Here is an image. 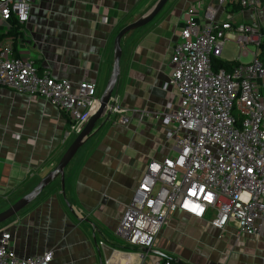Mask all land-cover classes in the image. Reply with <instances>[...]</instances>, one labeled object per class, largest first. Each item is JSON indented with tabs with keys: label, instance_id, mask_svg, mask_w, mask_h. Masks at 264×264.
<instances>
[{
	"label": "crops",
	"instance_id": "crops-1",
	"mask_svg": "<svg viewBox=\"0 0 264 264\" xmlns=\"http://www.w3.org/2000/svg\"><path fill=\"white\" fill-rule=\"evenodd\" d=\"M157 1L36 0L15 37L8 34L13 27L0 25V40L11 41L14 55L33 61L39 71L70 81L74 93L81 82L93 83L100 99L112 73L117 33ZM209 4L217 0H168L150 23L122 38L112 100L124 109L129 123L121 124L120 115H104L64 169V190L57 178L0 225V233L11 235L18 258L52 252L50 264H139L116 231L148 164L176 155L160 117L167 107L175 112L180 106V97L167 87L172 47L187 9ZM234 8L222 7L218 20L255 24V15L260 20L264 14V0L257 14ZM79 129L42 98L0 87V212L54 169ZM149 251L146 264L160 259L175 264H264L263 237L238 233L234 227L220 232L180 212L168 215Z\"/></svg>",
	"mask_w": 264,
	"mask_h": 264
},
{
	"label": "built area",
	"instance_id": "built-area-1",
	"mask_svg": "<svg viewBox=\"0 0 264 264\" xmlns=\"http://www.w3.org/2000/svg\"><path fill=\"white\" fill-rule=\"evenodd\" d=\"M36 0H0V25H25ZM257 14L263 0H217L187 9L179 40L172 47L167 87L180 97L179 109L161 113L166 140L176 155L152 160L119 221L116 236L146 264L148 251L170 213L180 212L220 232L264 238V14L255 24L218 20L228 5ZM225 42L237 45L236 60L221 59ZM252 47L253 50H250ZM251 57L240 62V57ZM216 60L237 63L229 71ZM0 87L40 97L80 127L99 107L96 86L39 71L34 62L14 55L11 41L0 40ZM111 114L129 119L113 101ZM209 216V217H208ZM102 244V243H101ZM11 235L0 233V264H50L52 252L25 259L12 250ZM150 264H175L160 259Z\"/></svg>",
	"mask_w": 264,
	"mask_h": 264
},
{
	"label": "water",
	"instance_id": "water-1",
	"mask_svg": "<svg viewBox=\"0 0 264 264\" xmlns=\"http://www.w3.org/2000/svg\"><path fill=\"white\" fill-rule=\"evenodd\" d=\"M168 2V0H158L156 5L143 17L136 20L133 23H130L123 27L116 35L114 39V63L113 69L106 86V89L99 99V107L93 113L88 121L81 127V130L77 133L76 138L69 145L63 156L61 157L58 164L54 167L52 171H50L44 178H42L38 184L26 195L21 197L18 201L8 207L6 210L0 212V225L12 219L14 216L19 214L22 210L32 204L41 193L48 188L57 178L60 179L61 188L64 190V169L68 166L71 160L76 155L77 151L82 147L87 137L92 132L95 124L106 115L109 117L111 112L108 110V106H113L111 101L115 85L119 76V62L121 58V40L122 38L130 31L139 29L144 27L148 23H150L162 10L164 5ZM153 252L156 255H162L157 251H149ZM170 260V259H169Z\"/></svg>",
	"mask_w": 264,
	"mask_h": 264
},
{
	"label": "rangeland",
	"instance_id": "rangeland-1",
	"mask_svg": "<svg viewBox=\"0 0 264 264\" xmlns=\"http://www.w3.org/2000/svg\"><path fill=\"white\" fill-rule=\"evenodd\" d=\"M249 49L253 50L252 47H249ZM237 53H238V48L236 44L232 42H225L223 46V53H222L221 59L224 61H234L236 60ZM250 60H251V57H246V58L240 57L239 58V61L243 63L248 62Z\"/></svg>",
	"mask_w": 264,
	"mask_h": 264
},
{
	"label": "trees",
	"instance_id": "trees-1",
	"mask_svg": "<svg viewBox=\"0 0 264 264\" xmlns=\"http://www.w3.org/2000/svg\"><path fill=\"white\" fill-rule=\"evenodd\" d=\"M235 7L237 8H234V9H232L233 11H237L238 10V8H239V6H237V5H235ZM13 29L11 30V31H9V33L8 34H11V35H13V37H15L16 36V34H15V32H16V28H20V25H17V23H14L13 24ZM7 34V35H8ZM1 37V36H0ZM261 49H262V53H264V43L263 44H261V47H260ZM234 65H237V63H225L224 61H221V60H216L215 62H214V66H215V68H223L224 70H226V71H229L230 69H231V67L232 66H234Z\"/></svg>",
	"mask_w": 264,
	"mask_h": 264
}]
</instances>
